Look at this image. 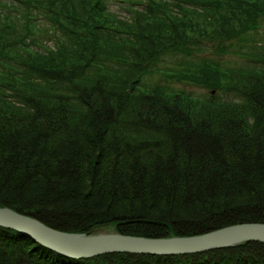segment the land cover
<instances>
[{"label":"trees","instance_id":"obj_1","mask_svg":"<svg viewBox=\"0 0 264 264\" xmlns=\"http://www.w3.org/2000/svg\"><path fill=\"white\" fill-rule=\"evenodd\" d=\"M124 1L0 0V206L152 238L264 223V0ZM0 264H264V242L70 258L0 227Z\"/></svg>","mask_w":264,"mask_h":264},{"label":"water","instance_id":"obj_2","mask_svg":"<svg viewBox=\"0 0 264 264\" xmlns=\"http://www.w3.org/2000/svg\"><path fill=\"white\" fill-rule=\"evenodd\" d=\"M0 225L27 234L43 245L71 258H88L111 252L157 255L195 253L238 246L247 241L264 242V223L247 222L194 236L151 238L122 234L114 227L88 232L54 229L35 217L0 207Z\"/></svg>","mask_w":264,"mask_h":264},{"label":"rangeland","instance_id":"obj_3","mask_svg":"<svg viewBox=\"0 0 264 264\" xmlns=\"http://www.w3.org/2000/svg\"><path fill=\"white\" fill-rule=\"evenodd\" d=\"M4 1L5 2H12L14 0H4ZM110 2H111L110 9L113 10V12L115 14H118L119 16H122V17H127V16L130 15L129 14V11L127 10V8L130 7L133 4L131 1L110 0ZM36 23L41 27V29L43 27L45 29L46 28H49L50 25H51V21L48 18H46V17L40 18L39 20L36 21ZM43 32H44L43 33V36H44L45 35V31L43 30ZM260 34H262L264 36V29L261 31ZM260 34L258 36H262ZM41 40H42L41 43H37V44H39L38 49H40V45L42 47H44V45H48V46L51 45V46H53L55 44V41H56V39L54 37H50L49 34L46 35V36H44L43 39H41ZM207 53H209V51H207ZM207 53L206 52H203V55H206ZM207 55L215 56V54H207ZM173 57H174V55L172 57H168V59H166V61L163 62L161 66L167 67V65H170V62L174 59ZM216 58H218V59L222 58L223 59L222 60L223 63H226L228 67L238 66L240 63L243 62L241 57L231 56V55H224L222 57H217L216 56ZM161 79H162L161 75H158V73H157L152 79H149V80H147L145 82H147V83H153V82L155 83V82H158V81L159 82H163L164 84L170 85V86H172L175 89L185 90V91L192 92L193 95L199 96V97H204V96H206L208 94V90H207L206 87L200 86L198 84H195L194 82L192 83V82H189L187 80H185V81L182 80V81H179V82H174V81H166L165 79H163L162 81H160ZM221 95L223 96V98H225V97L231 98L229 95H227L225 93L224 94H221ZM6 206H8V205H1L0 207H6ZM244 223H247V222H244ZM111 227H114V226L109 225L108 227H104V228L110 229ZM52 228H54V227H52ZM54 229H57V228H54ZM57 230L63 231L61 229H57ZM206 233H208V232H206ZM127 235H129V234H127ZM133 236H135V235H133ZM190 236H194V235H190ZM171 237H173V236H171ZM182 237H184V236H182ZM209 250H212V249H208V250H204V251H209ZM171 255H176V254H171Z\"/></svg>","mask_w":264,"mask_h":264},{"label":"bare ground","instance_id":"obj_4","mask_svg":"<svg viewBox=\"0 0 264 264\" xmlns=\"http://www.w3.org/2000/svg\"><path fill=\"white\" fill-rule=\"evenodd\" d=\"M6 207H8V208H11V207H9V206H6ZM13 209V208H12ZM13 210H15V209H13ZM16 211V210H15ZM18 212V211H17ZM19 213H21V212H19ZM23 214V213H22ZM25 215H28V214H25ZM28 216H31V217H33L32 215H28ZM41 221V220H40ZM49 226V225H48ZM0 227H3V226H1L0 225ZM5 228H8V227H5ZM104 227H100V228H96V230H99V229H103ZM10 229H12V228H10ZM104 229H108V228H104ZM13 230H15V229H13ZM16 231H18V230H16ZM63 231H65V230H63ZM214 231V230H213ZM18 232H20V231H18ZM65 232H68V231H65ZM69 232H71V231H69ZM72 232H76V231H72ZM211 232V231H210ZM20 233H22V232H20ZM24 234V233H23ZM25 235H27V234H25ZM28 237H30L31 239H33L35 242H37V243H39V244H42V243H40L39 241H37L36 239H34L33 237H31V236H29V235H27ZM43 245V244H42ZM43 246H45V245H43ZM45 247H47V246H45ZM47 248H49V247H47ZM224 248V247H223ZM49 249H51V248H49ZM51 250H53V249H51ZM59 253V252H58ZM111 253H116V252H111ZM122 253H129V252H122ZM61 254V253H60ZM104 254H108V253H104ZM138 254H144V253H138ZM63 255V254H62ZM100 255H103V254H100ZM154 255H157V254H154ZM96 256H99V255H96ZM68 257V256H67ZM94 257V256H93ZM71 258V257H70Z\"/></svg>","mask_w":264,"mask_h":264}]
</instances>
